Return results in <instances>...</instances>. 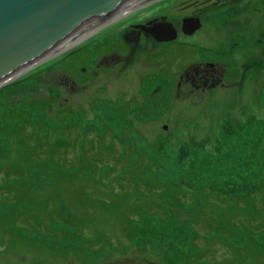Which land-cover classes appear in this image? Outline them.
Here are the masks:
<instances>
[{"label":"rangeland","instance_id":"374dc122","mask_svg":"<svg viewBox=\"0 0 264 264\" xmlns=\"http://www.w3.org/2000/svg\"><path fill=\"white\" fill-rule=\"evenodd\" d=\"M204 3L205 0H163L110 29L99 40L83 44L67 56L60 57L61 54L48 60L0 87L1 150L9 130L10 137L15 138L13 133L23 120H41L57 129L62 120L73 124L78 118V133L71 131L66 139L69 146L58 143L53 151H44L54 152L52 163L57 170L69 168L70 172L94 176L103 168L118 165L114 171L117 179V175L129 170L127 162L130 167L136 165V153L144 154V159L140 157L144 163L138 166L143 178L133 182L130 177L125 179L129 182L126 184L119 179L118 185L107 182L113 185V194H108L106 187L107 190L90 185L84 188L95 193V203L81 204L74 196L69 210H63L61 201L48 204L44 199L36 210L40 215L37 223H43L41 228H34L35 222L32 224L29 216L27 223L22 219L20 228H13L15 239L33 247L17 245L6 233V244L14 247L5 249L0 243V264H200L194 257L209 264H264V19L256 20L253 35L243 41L234 36L237 25L233 24L226 25L222 32L204 25V30L179 37L169 46H157L146 39L133 52L122 38L128 34L124 30L130 24L155 16L164 17L166 23L176 22L179 15L190 13L194 6L202 11ZM234 42L237 47L233 56L239 63L223 57L225 74L220 87L189 91L181 82L183 94L176 93L175 76L186 64L190 45H196L200 52L203 49L214 53L218 47L228 49ZM85 50H92V54L84 55ZM155 51L167 58L172 53V63L158 62L152 55ZM109 53L120 60L103 61ZM128 53L132 54L130 63L123 64L122 57ZM257 61L263 63L261 68L254 73L248 70L242 76L241 67ZM35 103L43 110H35ZM98 126L108 130L102 140L97 138L101 134ZM130 150L133 152L128 153ZM49 168L54 169L51 165ZM95 169L96 173H90ZM131 173L135 176V172ZM162 183V189L168 191L160 190L157 199L137 198L149 186L156 189L154 184ZM195 183L210 194L206 197V216L197 222L193 219L196 213L194 217L186 213L192 207L180 204L174 197L177 188ZM217 190L228 196L238 191L242 201L235 200L234 206L227 200L219 202L211 196L217 193L222 199L224 194L215 193ZM198 192L193 206L203 205V192ZM181 194L182 191L177 196ZM22 195L25 197L26 192ZM117 195L123 201L136 197L137 205L131 207L129 215H125L127 211L120 200L108 199ZM188 196L191 195L185 194L179 201L191 202L193 197ZM36 197L39 202L41 192ZM26 203L30 212L36 207L33 202ZM18 206L0 204V220L10 218V224H16L11 215L17 213L14 211ZM70 214L76 215L77 222ZM85 215L88 225L80 218ZM120 215L128 216V220L119 226ZM1 225L8 232V225Z\"/></svg>","mask_w":264,"mask_h":264},{"label":"trees","instance_id":"16d2710c","mask_svg":"<svg viewBox=\"0 0 264 264\" xmlns=\"http://www.w3.org/2000/svg\"><path fill=\"white\" fill-rule=\"evenodd\" d=\"M98 47L99 45H97V48ZM77 49L66 52L60 57H64L69 54H72ZM90 51L92 50H89V52L87 50L83 51L84 55L87 56V54L91 53ZM34 105L36 108L35 110H38V111L43 110L41 105L37 103H35ZM122 113H125V112H122ZM62 114H63V118L67 116V114H64V113ZM65 119H68V118H65ZM94 119L101 120V118L99 117L97 118V116H94ZM79 122L80 120L78 118L75 119L73 124L67 123V120H62L61 126L59 124L60 127L57 126V129H54V128H51L49 124H47L46 122H42L41 120L40 121L35 120V122H32V123H28L27 120L25 121L23 120L18 125V128L15 129V133H13L15 138L10 137V135L12 134L11 130H9L8 132L9 137L4 138L2 142L3 150H1L0 148V204H5V203L10 204V205L15 204L17 206L21 205V203L25 204L24 206H18L17 211H14L17 213L15 215L13 214L11 215L12 220L16 219L17 220L16 224L18 225L16 224L11 225L10 222L8 221L10 220V218H5V219L0 220V243L4 245L5 249H9V246L14 247V245L6 244V237H5L6 233H7V236L11 237V239L17 243V245H21L27 248L33 247V245L30 246V243L26 241L15 239L13 236V233H14L13 228L16 230L20 228L19 221H21L22 219H25L24 222L27 223L26 221H27L28 216L29 218H33L31 219L32 224L35 222L34 223L35 226H33L32 224L31 226H33L34 228L37 226H40L41 228L43 223L41 224L40 222L37 223L36 218H38L40 215H37L38 213L36 214V210L38 206H41L44 199H48L49 201L48 204H51L55 201H61V205L64 206L63 210H67V209L69 210L68 205L70 206L72 205V202L74 201L73 200L74 196L78 203H81V204H88V203L90 204V202L95 203V202H92L94 199H96L94 196L95 193L92 194L91 192L84 190V188L87 189L88 185H90V187H94V189L96 188L100 189L101 187L103 188L106 187L108 188V190L105 188L104 189L107 190L108 194H113V192L111 191L113 188V185H108L107 182L111 181L112 184L118 185L117 181L120 179L121 181L124 180L123 183L126 184L129 182L125 179H129L130 177H133L132 178L133 182H135L137 178L144 177V174L142 173L143 170L141 169L142 170L141 171L138 167V166L141 167V165L144 163L143 161L140 160V157L141 158L144 157V154L142 151H140L138 155L137 153L135 155L134 162L136 163V165L132 164V166L130 167V163L127 162V168H129V170L124 171L119 176L117 175V179H116V176L114 175L115 173L114 171L117 170L116 167L118 165H115L112 168L110 167L109 170L108 168L106 170L103 168L98 175L94 174V176L85 175L82 173L80 174L78 171L70 172L69 168L63 169V170H57L54 164L52 163L54 152L45 153L44 151H47V150L53 151V149H56L54 147H56L55 145H57L58 143H59L58 146H61V145L64 147L69 146V142L66 141V139H69V134L71 131H75V133H78V130L76 129H78ZM98 128H101V132H100L101 134L100 136H97V138L99 140H102L105 136H107L108 130L106 129V126H103V128L98 126ZM79 129L83 130V127H80ZM96 131L99 132L98 129H96ZM23 133L24 134L29 133V136L27 135V137H25ZM118 136L119 138H122V135L121 136L118 135ZM58 137L61 139H58ZM109 139L110 141L112 140V138L110 137ZM11 142H14V145L10 144ZM88 145H91V144L88 143ZM20 151H23V154H21ZM121 152L123 154L127 153L126 151H121ZM131 152H133V150L128 151V153H131ZM122 158H124V156ZM113 159L114 160H112V162L115 161V158ZM49 165H51L54 169L50 170ZM56 166L63 167L62 165H58V164H56ZM120 168H123V167L121 166ZM137 169H139L140 171H138ZM96 171L97 169L90 170V173H96ZM156 171L159 172L160 170L157 168ZM131 172H135V176H133ZM97 176H99V178ZM11 178L12 179L14 178L13 179L14 181ZM157 178L158 177H155V179ZM202 178L204 179V177ZM203 179L201 180L204 181ZM206 185L207 183L203 186H206ZM44 186L46 187V189L44 188ZM62 186H64V188H62ZM154 186L156 187V189L149 186V189H146V192L142 193V195L138 196L137 198H141L142 200H151L150 198L151 196L152 198L157 199L159 197L158 192L160 190L164 192L168 191V189L166 188L162 189L163 183L158 184V185L154 184ZM185 187L177 188L179 190L177 189H176L177 191L175 190L176 194L174 197L180 204H185V205L192 207V209L190 211L188 210V212L186 211V213H188L192 217H194L193 213H196V218L194 217L193 219H195L197 222L198 221L197 219L203 216L204 213L207 211L206 204L209 203V201L206 199V197L207 195H210V194L205 187H201L197 183H195L193 186H185ZM24 191L26 192L25 197L22 195ZM181 191H182V194H181L182 196H177V193ZM198 191L203 192V205L193 206L197 203L196 196H198L197 194L200 193ZM39 192H41V197L39 198V202H38V198L36 197V194H38ZM54 192L59 193V195L58 196L55 195ZM216 192H220L224 194V197L222 199L219 198ZM86 193H89V195L86 197H83L84 194ZM215 193L216 195L211 194V196L212 197L214 196L219 202L227 200L228 202L232 203L231 206L236 205L234 203L235 200H237L238 202L242 201L241 200L242 195L239 194L238 191H235V193H233L232 196H228L229 194H225L221 190H217L215 191ZM100 194L102 195L101 192ZM185 194L191 195L193 197L191 202L182 203L179 201L181 197L185 196ZM191 196H188V197H191ZM108 199H112L115 201L120 200L121 203L125 206V210L127 211V214L124 213L125 215H129L131 211V207L137 205L136 200H135L136 197H133V196L129 197V199L126 201L121 200L120 195L112 196ZM250 200H249V203L252 204ZM26 202H33V204L36 205L33 211L30 212V209L27 208L28 204ZM165 202L163 201L162 205H164ZM108 214L111 215V212L108 211ZM120 216L121 218L120 219L118 218L119 226L123 224L126 220H128V216L127 218L123 215H120ZM204 216H206V214ZM70 217L74 221L77 222L78 219L75 214H70ZM80 218L83 220L85 225H88L86 215L80 216ZM2 222L8 225V229H7L8 232H5V230L2 228V225H1ZM230 249L234 252L237 251L236 248H233V247H230ZM57 253H59L60 256L62 257L64 256V253L60 251ZM194 258H196V261H198V263L200 264H209L206 261H203V260L200 261V257H194Z\"/></svg>","mask_w":264,"mask_h":264},{"label":"water","instance_id":"95a60500","mask_svg":"<svg viewBox=\"0 0 264 264\" xmlns=\"http://www.w3.org/2000/svg\"><path fill=\"white\" fill-rule=\"evenodd\" d=\"M163 0H0V87ZM151 21L147 22L149 24ZM182 32L199 28L182 19ZM156 42L174 38L168 23L146 28Z\"/></svg>","mask_w":264,"mask_h":264},{"label":"flooded vegetation","instance_id":"af4514ba","mask_svg":"<svg viewBox=\"0 0 264 264\" xmlns=\"http://www.w3.org/2000/svg\"><path fill=\"white\" fill-rule=\"evenodd\" d=\"M205 7L202 11H198L194 6L193 11L183 16H178L176 22H167L174 31V38L167 42H156L146 30L152 26L163 23L162 16H155L152 19L145 20L142 23L130 24L128 29L124 30L129 31L128 34L122 38L127 43L128 46H132L131 52L134 49L138 50V47H141L142 42L144 43L146 39H149L157 46H169L177 38L192 36L198 30L203 29L204 25L209 27H215V31L222 32L226 25H237V31L234 36L239 40H244L247 37L252 36L253 28L256 24L257 19H264V0H205L203 4ZM197 18L199 21V28L190 34H184L182 32V18ZM151 21L149 24L147 22ZM117 27V26H116ZM115 28V27H114ZM112 28V29H114ZM234 32V30H233ZM123 33V31H122ZM121 33V34H122ZM249 34L248 36H246ZM142 39V41H141ZM141 41V42H140ZM259 40H257L258 42ZM224 43H219L220 45ZM82 46V45H81ZM237 47V43H230L229 48L225 49L218 47L217 52H210L203 50L200 52L198 47L194 44L189 46V56L185 61L184 67L181 69V72L178 73L175 77L177 79L175 85L176 93H180L181 82L184 84L185 89L189 91H206L214 90L221 86L220 82L224 80L225 67L221 62L223 57H228L236 65L239 63L237 58L233 53V49ZM78 48V47H77ZM76 49V48H75ZM80 49V48H79ZM74 50V49H73ZM90 54V53H89ZM153 58H157L158 62L166 63L170 65L172 63V53L169 54L170 58L165 57L161 52L152 53ZM211 57L216 58V60H210ZM123 64L130 63L132 54H127L125 57H122ZM118 62L120 58L116 54H108V58H103V61L108 62ZM244 66H240L242 69V76L245 75V72L250 70L253 73L261 68L263 63L250 62ZM109 64V63H108ZM171 67V66H170ZM167 70H170L169 67ZM174 68V66H172ZM264 69V68H263ZM174 71H168L172 74ZM176 79L174 81H176Z\"/></svg>","mask_w":264,"mask_h":264},{"label":"bare ground","instance_id":"6f19581e","mask_svg":"<svg viewBox=\"0 0 264 264\" xmlns=\"http://www.w3.org/2000/svg\"><path fill=\"white\" fill-rule=\"evenodd\" d=\"M75 49V48H74ZM73 50V49H72ZM71 51V50H70ZM69 52V51H68ZM14 81V80H13Z\"/></svg>","mask_w":264,"mask_h":264}]
</instances>
